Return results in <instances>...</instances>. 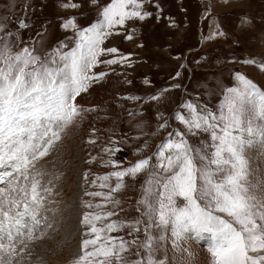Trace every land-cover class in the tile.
<instances>
[{
  "label": "snow or ice",
  "instance_id": "1",
  "mask_svg": "<svg viewBox=\"0 0 264 264\" xmlns=\"http://www.w3.org/2000/svg\"><path fill=\"white\" fill-rule=\"evenodd\" d=\"M143 2L110 0L99 10L98 19L82 28L74 18H67L61 27L73 29L74 46L61 42L43 55L36 50L35 41L32 46L14 45L13 37L28 27L24 19L17 22L16 31L0 20V264H22L23 254L31 255L29 244L42 239L52 227L47 204L53 181L59 177H50L38 163L55 149L62 133L80 114L76 98L107 75L93 69L127 60L115 55L119 52L116 47L103 45L117 26L150 15L142 10ZM61 6L80 7L76 3ZM106 54L114 55L102 59ZM241 62L264 72V62L255 57ZM234 78L236 85L224 90L216 112L187 101L180 105L187 115L174 114L192 135L208 134L209 143L193 147L183 133H170L157 145L155 164L151 163L153 157H146L110 173L117 178L111 189L115 192L125 176L148 172L138 201L147 218L144 239H139L141 220L122 223L120 227L130 229L129 235L137 236L131 241L120 238L117 243V238L101 235L116 231V222L98 227L95 221H100L102 214L85 211L80 223L90 238L81 241L71 264H166L165 258L155 255L166 243L177 249L205 234L210 240L211 264H264V185L250 180L247 156L257 144L264 149V90L239 71ZM173 135L179 139L174 140ZM83 206L93 207L88 202ZM153 229L160 234L154 235ZM133 245L137 246L136 258L130 260L125 254Z\"/></svg>",
  "mask_w": 264,
  "mask_h": 264
},
{
  "label": "rangeland",
  "instance_id": "2",
  "mask_svg": "<svg viewBox=\"0 0 264 264\" xmlns=\"http://www.w3.org/2000/svg\"><path fill=\"white\" fill-rule=\"evenodd\" d=\"M109 2L0 0V20L7 23L9 30L16 31L17 22L24 19L28 27L13 37L14 45L32 46L35 41L36 50L43 55L61 42L69 48L74 46L73 29L61 27L67 18H74L78 27L88 26ZM66 3L80 7L63 8L61 5ZM142 10L150 15L117 26L103 45L116 47L119 52L115 55L127 60L93 69L107 75L76 98L80 114L62 133L55 149L38 163L50 177H59L53 181V193L48 197L51 202L47 204L50 211L46 215L52 227L42 239L29 244L31 255L23 254L22 264H71L81 241L90 238L80 223L85 211L102 214V219L95 221L98 227L116 222V231L101 235L115 237L117 243L120 238L131 241L137 236L129 235L130 229L120 227L122 223L141 220L139 239L143 240L147 218L138 201L148 172L125 176L115 192L111 189L117 178L110 173L146 157H153L151 163L155 164L157 145L170 133H183L193 147L209 143L208 134L192 135L174 114L179 111L187 115L180 108L187 101L216 112L224 90L236 85L235 72L245 74L264 90V72L241 62L246 57L264 62V0H144ZM113 55L106 54L102 59ZM152 95L159 98L152 100ZM161 124L165 127L161 128ZM172 138L179 139L175 135ZM247 156L250 180L264 185V149L257 144ZM105 176L108 179H100ZM85 192L101 195L86 196ZM84 202L93 207L85 208ZM108 212L114 215L106 216ZM75 219L76 226L69 230L67 223ZM152 231L160 234L156 229ZM209 243L208 234L203 239H189L177 249L168 242L155 255L165 258L166 264H211ZM136 251L137 246L133 245L125 255L135 259Z\"/></svg>",
  "mask_w": 264,
  "mask_h": 264
},
{
  "label": "bare ground",
  "instance_id": "3",
  "mask_svg": "<svg viewBox=\"0 0 264 264\" xmlns=\"http://www.w3.org/2000/svg\"><path fill=\"white\" fill-rule=\"evenodd\" d=\"M72 214H74L73 211H72ZM71 222H72L71 224H70V222L67 223V227H68L69 230L73 229L76 226V219H75V221L72 220Z\"/></svg>",
  "mask_w": 264,
  "mask_h": 264
}]
</instances>
